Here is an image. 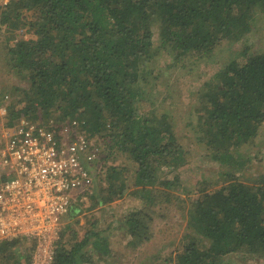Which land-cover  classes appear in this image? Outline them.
<instances>
[{
    "label": "trees",
    "instance_id": "obj_1",
    "mask_svg": "<svg viewBox=\"0 0 264 264\" xmlns=\"http://www.w3.org/2000/svg\"><path fill=\"white\" fill-rule=\"evenodd\" d=\"M1 25L18 35L0 42V86L6 87L10 76L24 85L11 88L17 94L12 106L20 105L21 115L30 119L40 112L57 129L61 121L76 120L101 143L97 157L85 165L90 163L95 178L93 194L97 181L106 186L99 189L102 199L89 197L95 205L121 198L128 183V175L107 167V159L120 153L133 163L131 194L142 205L129 210L123 223L134 247L153 239L167 219L156 206L161 198L170 205L169 192L183 179L191 188L187 197L179 195L184 185L172 195L175 210L186 213L175 264L264 260V174L241 173L248 155L242 148L256 140L264 124L263 44L253 52L254 43L244 44L239 57L220 64L201 90L189 91L188 102L181 104L187 133L175 129L169 108L156 107L155 96L163 91L165 71L178 64L187 68L210 60L223 44L259 41L264 0H9L0 5ZM159 59L164 70L153 68ZM166 90L159 100L167 103L172 95ZM5 99L0 92V107L9 105ZM8 113V124L20 117L12 108ZM186 137L194 140L189 151ZM194 156L224 167L216 185L196 175L199 169L190 165ZM159 171L173 174L168 192ZM79 198L71 201L68 217L77 215ZM96 225L80 240L63 225L52 264L87 263L88 244L94 253L108 255L109 239ZM18 242H0V264H18L13 252ZM24 258L29 264V255ZM155 264H173V256Z\"/></svg>",
    "mask_w": 264,
    "mask_h": 264
},
{
    "label": "rangeland",
    "instance_id": "obj_2",
    "mask_svg": "<svg viewBox=\"0 0 264 264\" xmlns=\"http://www.w3.org/2000/svg\"><path fill=\"white\" fill-rule=\"evenodd\" d=\"M8 1L9 0H0V5L3 6V4ZM28 15L32 16L31 13ZM258 19L259 18L256 19L257 21L255 24L260 26L261 21L258 22ZM261 30L259 34H257L261 35L259 41L258 39L255 40L254 37H252L242 44L241 42L235 45L223 44L219 50L215 51L210 60L196 61L195 64H188L187 68H184L182 64H178L176 68L165 71L159 83L162 86L163 91L161 94L160 92L155 93L156 98H158L156 107L164 111L165 109L162 108H169V112L171 113L170 120L173 122L175 129H183L184 133H187L189 130L186 124L182 121L183 119H181L183 118L184 114L181 110V104L188 102L189 91L193 89L201 90L206 82L211 81L215 69H217L220 64H223V66L227 65L239 57L244 44L249 47L251 44H255V46H253L250 50L251 52L259 50L258 48L261 46V43L264 47V31L262 33ZM18 31L19 34L23 33L22 36L24 39L28 38V35L22 30L18 29ZM9 35L12 39L18 37L15 32H9L4 26L1 25L0 42H2V40L7 38ZM154 67H156V69L159 67V69L164 70L165 63L159 59L156 64H154L153 68ZM5 83L7 86L3 88L0 86V92L4 91L7 94V99L3 101V104L7 101L9 105L5 107L7 112L3 116V119L1 118L2 116L0 117V126L1 124L4 125L9 121L8 111L11 108L14 111L19 112V115L23 114L22 111L20 113V108H22L20 105H15L14 107L12 106L15 102V99L13 98L16 97L17 94L15 95V93L11 91V88L14 85H19L21 87L24 85L13 76H10L9 79L5 81ZM166 88H169V93L172 95V99L167 103L159 100L160 95L163 93L168 94ZM189 110L192 112L191 109ZM32 119L46 122L40 115V112H37L32 117ZM173 119H176V121H173ZM66 121H61L60 124ZM60 129L62 128L60 127ZM74 130H77V132L81 131L79 127L75 128ZM183 144L184 148L189 151L194 146V140L191 137H186V141H184ZM242 149L243 154L248 153V155L245 156L247 163L245 170L241 172L242 176H249L251 174H264V124L256 140ZM254 152L257 153V155L254 154ZM195 156L191 160L192 163H190V165L193 164L192 166L199 169L196 175L200 176V179L204 180L208 184L216 185L217 181L221 179L220 174L221 172H224V170H222L224 167L221 168L219 165L214 164L213 162L209 163L202 160L201 157ZM109 166L119 167L122 169V173L128 175V178L126 179L128 183L125 185L122 197L116 198L114 201L106 204L95 205V200L93 201L89 197H95L96 200H99V189L106 187L105 184L100 185L101 183L97 181V186L95 187V189H97L96 194L94 192V195L92 190V194L89 195V197L85 199L79 198V202L76 204L79 210L77 215L72 217L67 216L64 219V225L71 227V230L76 232L77 240H80L83 237L84 233L89 227H91V224H97L95 228L100 231L101 236L109 239L107 244V250L109 254L106 256H104L105 252H101L100 255L94 253L91 244L86 245L84 248V255L87 263L84 261L82 264H155L162 258H166L169 255L173 256V264H175V250L180 245L179 243L181 242V238L185 235L186 213L180 209L175 210L172 195H175L177 190L184 185L186 190L183 193H179V195L185 199L187 197L188 191L191 189L190 184L184 183V180L182 179L181 184H179L177 188L174 186L171 190L172 183H169L173 174L168 173V175H166L167 173L165 171L163 173L161 171L158 172L157 177H161L165 182L163 189L166 192L171 190L169 192L171 197H168L171 199V204L168 205L166 199L161 198L159 200L160 202H158V206H156L160 212L167 214V219L160 222V226L155 230V236L150 242L145 243L140 248H138L137 245L135 248L133 246L134 243L126 234L125 225L123 223L127 218L128 213H130L129 210L142 205V200L131 194V190L135 189L133 187L134 179L132 175L133 163L125 155L117 153L116 155L110 156L107 159V167ZM162 176L165 177L163 178ZM71 194L74 196L76 191H71ZM100 195V198L102 199L104 192H101ZM13 252L15 253L14 258H16L15 260L18 261V264H25L26 260L24 257L29 255V251L25 248V244L20 242L18 247H16ZM13 263L14 261L11 260L6 264ZM234 263H238L235 258L225 262V264ZM244 264H264V260L260 261L256 258H246V260H244Z\"/></svg>",
    "mask_w": 264,
    "mask_h": 264
},
{
    "label": "built area",
    "instance_id": "obj_3",
    "mask_svg": "<svg viewBox=\"0 0 264 264\" xmlns=\"http://www.w3.org/2000/svg\"><path fill=\"white\" fill-rule=\"evenodd\" d=\"M56 127L22 115L0 126V242L24 243L29 264L53 263L71 201L89 197L95 180L85 165L100 151L97 137L74 130L76 120Z\"/></svg>",
    "mask_w": 264,
    "mask_h": 264
},
{
    "label": "clouds",
    "instance_id": "obj_4",
    "mask_svg": "<svg viewBox=\"0 0 264 264\" xmlns=\"http://www.w3.org/2000/svg\"><path fill=\"white\" fill-rule=\"evenodd\" d=\"M22 116H24V115H22Z\"/></svg>",
    "mask_w": 264,
    "mask_h": 264
}]
</instances>
